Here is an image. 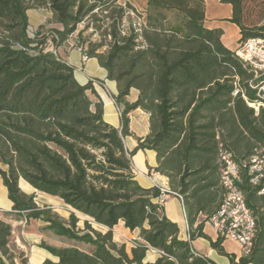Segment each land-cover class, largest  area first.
Instances as JSON below:
<instances>
[{
  "label": "trees",
  "instance_id": "16d2710c",
  "mask_svg": "<svg viewBox=\"0 0 264 264\" xmlns=\"http://www.w3.org/2000/svg\"><path fill=\"white\" fill-rule=\"evenodd\" d=\"M146 1L137 29L134 19L143 15L119 0H0V176L13 211L93 247L88 252L42 242L57 259L43 264H216L193 249L197 238L208 240L230 264H264V195L248 176L251 160L264 148V108L256 114L243 97L257 100L248 85L253 74L224 44L223 31L205 26V0ZM220 1L232 6L229 21L240 29L241 43L264 38V12L246 22L248 5L259 7L261 0ZM38 9L51 12L62 28L31 37L28 12ZM70 40L116 83L120 128L105 120L95 81L81 84L75 68L49 49ZM132 89L139 92L134 102L128 100ZM137 109L148 114L149 133L135 137L129 149L125 138L134 137L130 115ZM220 148L238 165L236 184L256 220L251 252L240 258L225 250V239L204 233L226 193ZM147 150L155 153L153 170L167 178L168 191L137 180L133 158ZM21 179L62 200L73 210L69 220L38 206L35 195L21 190ZM165 196L181 200L189 240L166 215ZM76 213L87 218L83 229ZM120 221L139 231L130 251L114 240ZM11 236L12 226L0 218V253L16 264ZM149 250L158 253L154 262L145 261Z\"/></svg>",
  "mask_w": 264,
  "mask_h": 264
},
{
  "label": "crops",
  "instance_id": "0c3cea01",
  "mask_svg": "<svg viewBox=\"0 0 264 264\" xmlns=\"http://www.w3.org/2000/svg\"><path fill=\"white\" fill-rule=\"evenodd\" d=\"M141 1L143 2V5H145L144 7L147 8V1L146 0H141ZM205 7H206L205 26L209 29H221L223 31L222 40L224 44L231 50H234L240 38V29L238 28L237 25L229 21L233 13L232 6L229 4H223L221 3L220 0H205ZM31 12L35 13L34 26L36 27L41 26L44 22V19L50 18V23L44 25V28L40 30L41 31L40 33H43V31H47V33H49L52 29L62 28L59 24L55 23L52 20L51 12L45 9L30 10L28 12L30 26H31V14H30ZM226 37L229 38L228 43L225 41ZM54 48H55V55L58 57V59L66 62L67 64L75 68V77L81 84H86L89 80L95 81L94 84L95 89L104 103L105 120L114 127L120 128L121 125L120 114L117 106L115 105L113 98L114 95L117 94V85L114 81H110L107 79V72L104 68H102L99 65L97 59L95 58L84 59L79 48L73 46L72 40L66 42L63 45L56 47L54 46ZM106 93L109 94L111 100L108 98V95ZM138 95L139 92L135 89H132L130 95L128 96V100L130 102H134L137 100ZM138 112H141L143 115H145L147 120V130L144 133V135L141 136L136 135V137L143 138L149 133V116L143 110L137 109L131 113L130 129L134 134V122L132 121V114H136ZM146 154L149 156L148 170L150 171V176L154 178H159L161 182V187L165 189V191H168L169 184L167 178L157 174L153 170L157 165L156 155L154 152L148 150L139 151L137 155L133 158L134 163L140 168H142L143 167L142 156ZM151 179H152L151 177L140 178V176L137 174V180L141 185L145 187H151L155 185ZM19 186L21 190L27 195H35L36 196L35 201L37 205L40 207L47 206L51 209H55V204H59V201L62 202V200H60L57 197H53L35 190L23 179L20 180ZM172 201H176L181 208L182 216H183L181 220H177L176 218L172 217L168 212L167 206ZM164 209L168 218L178 224L180 228V237L182 239L189 240V229L186 218V210L183 207L181 200L177 197H167V200L164 202ZM0 218L12 226V236L10 239V246L15 255V262L21 260V263H23L22 259L27 260V264H43L44 261L47 259L56 262L57 259L55 257H53L48 251H46L45 249L39 246L42 242H45L49 245L59 248L74 246V244L72 243L74 242L73 240L62 239L64 237L56 238L53 235V232L47 229V224L45 222L41 220L27 219L25 214H18L14 212L13 203L8 197V190L3 184V180L1 176H0ZM201 219H204V217H201ZM98 226L101 228V230L98 231L105 232L107 230L106 227H103L101 225ZM113 233H114V240L118 243L126 244L128 251H130L133 246L132 244L133 240H136L139 235L138 230L133 232L130 231L125 227L124 222L122 221H120L119 224L114 227ZM204 233H206L213 241H216L219 238L217 233L209 224V222H207L204 226ZM230 241L233 242L230 243L231 249L227 247V243L229 242V239L224 240L223 247L229 254H235L237 258H240L241 257L240 246L238 245V243L232 240ZM191 244L195 251L208 257L216 264H230L229 259L225 256L219 255L217 251H215L211 247L210 242L208 240L204 238H197L191 241ZM157 257H158V253L155 250H149L147 252L145 261L154 262ZM25 260L24 262H26ZM0 264H7L6 259L1 255V253H0Z\"/></svg>",
  "mask_w": 264,
  "mask_h": 264
},
{
  "label": "built area",
  "instance_id": "2783aa9c",
  "mask_svg": "<svg viewBox=\"0 0 264 264\" xmlns=\"http://www.w3.org/2000/svg\"><path fill=\"white\" fill-rule=\"evenodd\" d=\"M119 3L123 6L130 5L140 12L138 10L139 7L131 1L119 0ZM130 15L133 18L135 16L133 12ZM144 21V15L142 19L135 18L133 26L139 29ZM129 24L130 22L125 20L123 27L127 28ZM261 26L264 28V21ZM48 42L50 43V40ZM49 49L51 51L54 50L51 46ZM235 54L244 68L253 74V78L248 81V85L252 90L256 91L257 100L250 102L244 93L243 97L247 104L258 114L260 109L264 108V38H252L241 43L236 48ZM83 58L87 59L85 56ZM237 93L238 90L234 92V96ZM218 162L221 167L222 185L226 193L220 209L210 219L209 224L218 237L238 243L241 248V256H248L256 237V220L247 206L245 195L236 184L240 180L239 168L232 159L231 154L220 148ZM248 176L251 184L255 187H260V194L264 195V148L259 156L251 160ZM166 200L167 197L165 196L161 202L164 203Z\"/></svg>",
  "mask_w": 264,
  "mask_h": 264
},
{
  "label": "rangeland",
  "instance_id": "374dc122",
  "mask_svg": "<svg viewBox=\"0 0 264 264\" xmlns=\"http://www.w3.org/2000/svg\"><path fill=\"white\" fill-rule=\"evenodd\" d=\"M124 1H131L134 5L139 7L138 10L146 18V8L144 7L145 5H143V2L141 0H124ZM262 12H264V0H261V3L259 4V7H255L254 4H249L248 8H247V12H246V22H247V24L258 21L259 14L262 13ZM30 14H31V26L29 28V34H30L31 37H33V35L35 33H40L41 32L40 30L44 28V25H47V24L50 23V18L44 19L43 24L41 26H39V27H36V26H34V23H35L34 14L35 13L31 12ZM263 21H264V18L259 21V24L261 25ZM82 27L83 26L81 25L79 27V29H81ZM49 30H50V28H49ZM43 33L47 34V31H43ZM225 41L228 43L229 42V38L226 37ZM240 44H241V42H240V38H239V40L237 42V45H236V47L234 48L233 51H235L236 48ZM51 47H53V49H54L53 52L55 53L54 46H51ZM106 94L108 95V98L111 100V97L109 96V94L108 93H106ZM104 97H105V95H104ZM132 121L134 122V135L135 136L134 137L125 138L126 147L129 148V149H133L134 148L135 143H136V141H135L136 135H139V136L144 135V133L147 130L146 116L143 115L141 112H138L136 114H132ZM142 157H143V167L142 168L137 166L134 163V161H133V164H134V167H135V170H136L137 174L140 176V178L151 177L152 178L151 180H152V182H154L155 185L161 186V182H160L159 178H154V177L150 176V171L148 170L149 156L146 154V155H144ZM55 209H53V211L58 213V215L62 219L66 220V221L69 220L70 214L73 211L70 207L65 205L63 203V201L62 202L59 201V204H55ZM167 209H168L169 214L172 217L176 218L177 220H181L183 218L181 208H180L179 204L176 201L170 202L168 204V206H167ZM76 215L79 218L78 226H79V228L83 229L84 228V221L87 218L85 216L79 214V213H76ZM63 217H65L66 219L63 218ZM93 226H94L95 229L101 230V228L98 225H96L95 223H93ZM53 235L56 238H60L59 236L55 235L54 233H53ZM62 239L66 240V238H62ZM72 243L74 244V246H76V247H78V248H80L82 250H85V251H88V252L93 250V247L90 246V245L88 246V245H85L84 243L76 242V241H74ZM230 243H233V242H231L229 240V242L227 243V247L229 249H231ZM24 260L22 259V261H24ZM25 261H26L25 263L27 264V260H25ZM15 263L16 264H23V263H21V260H18Z\"/></svg>",
  "mask_w": 264,
  "mask_h": 264
},
{
  "label": "water",
  "instance_id": "95a60500",
  "mask_svg": "<svg viewBox=\"0 0 264 264\" xmlns=\"http://www.w3.org/2000/svg\"><path fill=\"white\" fill-rule=\"evenodd\" d=\"M40 34V33H39Z\"/></svg>",
  "mask_w": 264,
  "mask_h": 264
}]
</instances>
